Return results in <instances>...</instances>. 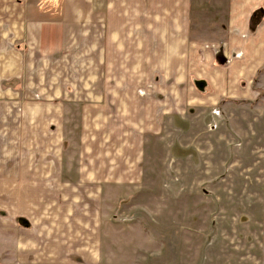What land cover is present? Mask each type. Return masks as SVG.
Returning a JSON list of instances; mask_svg holds the SVG:
<instances>
[{"label": "crops", "instance_id": "obj_1", "mask_svg": "<svg viewBox=\"0 0 264 264\" xmlns=\"http://www.w3.org/2000/svg\"><path fill=\"white\" fill-rule=\"evenodd\" d=\"M217 15L219 38L197 36ZM263 71L264 0H0V109L24 108L0 110L21 129L18 151L0 146V264H114L101 219L117 190L145 186L164 122L229 90L253 106Z\"/></svg>", "mask_w": 264, "mask_h": 264}, {"label": "rangeland", "instance_id": "obj_2", "mask_svg": "<svg viewBox=\"0 0 264 264\" xmlns=\"http://www.w3.org/2000/svg\"><path fill=\"white\" fill-rule=\"evenodd\" d=\"M207 21L200 26L195 20L197 36L217 40L218 15ZM259 94L251 106L229 90L215 106L195 103L182 122H164L147 148L145 186L117 190L101 219L103 262L264 264V92ZM0 110L1 116H20L24 108ZM38 111L32 109V118ZM5 125H0V146L18 151L20 122L12 136ZM16 223L30 227L24 216ZM174 247L181 251L175 253Z\"/></svg>", "mask_w": 264, "mask_h": 264}, {"label": "water", "instance_id": "obj_3", "mask_svg": "<svg viewBox=\"0 0 264 264\" xmlns=\"http://www.w3.org/2000/svg\"><path fill=\"white\" fill-rule=\"evenodd\" d=\"M194 86L199 92L203 93L205 91L207 83L204 80H196L194 82Z\"/></svg>", "mask_w": 264, "mask_h": 264}, {"label": "trees", "instance_id": "obj_4", "mask_svg": "<svg viewBox=\"0 0 264 264\" xmlns=\"http://www.w3.org/2000/svg\"><path fill=\"white\" fill-rule=\"evenodd\" d=\"M252 25H253L254 28L257 26V24H252ZM263 72H264V71H263Z\"/></svg>", "mask_w": 264, "mask_h": 264}]
</instances>
